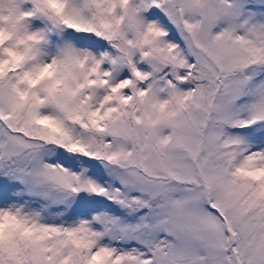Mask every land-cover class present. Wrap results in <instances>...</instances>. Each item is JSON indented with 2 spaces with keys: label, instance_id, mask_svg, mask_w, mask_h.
Here are the masks:
<instances>
[{
  "label": "snow or ice",
  "instance_id": "6c2138e0",
  "mask_svg": "<svg viewBox=\"0 0 264 264\" xmlns=\"http://www.w3.org/2000/svg\"><path fill=\"white\" fill-rule=\"evenodd\" d=\"M0 264H264V0H0Z\"/></svg>",
  "mask_w": 264,
  "mask_h": 264
}]
</instances>
